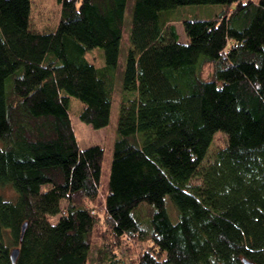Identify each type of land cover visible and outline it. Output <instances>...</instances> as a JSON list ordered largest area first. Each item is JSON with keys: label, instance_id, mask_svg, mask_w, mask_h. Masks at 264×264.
Wrapping results in <instances>:
<instances>
[{"label": "trees", "instance_id": "16d2710c", "mask_svg": "<svg viewBox=\"0 0 264 264\" xmlns=\"http://www.w3.org/2000/svg\"><path fill=\"white\" fill-rule=\"evenodd\" d=\"M56 2L54 28L36 31L30 0H0V264H86L94 244V264H264V0H131L126 30L127 0ZM191 3L225 7L182 19L179 41L162 14ZM120 46L132 94L101 198L104 151L78 146L68 98L104 126Z\"/></svg>", "mask_w": 264, "mask_h": 264}, {"label": "rangeland", "instance_id": "374dc122", "mask_svg": "<svg viewBox=\"0 0 264 264\" xmlns=\"http://www.w3.org/2000/svg\"><path fill=\"white\" fill-rule=\"evenodd\" d=\"M130 3L131 0H127V5L124 12V26L125 30L130 19ZM225 5L220 3H191L177 5L169 10H166L162 14V18L172 22L179 34V41H185L186 36L181 26L182 19H204L210 18L214 14L219 13L224 9ZM59 5L56 0H30L29 8V29L36 31L52 30L58 18ZM123 48L120 46L119 58L116 70L114 72V88L110 104L108 121L104 126L93 128L89 124H86L77 117V112L80 108V101L74 96L68 98V112L70 117V123L74 132L75 139L79 147H84L92 143L99 144L104 151V156L101 162V174H100V186L99 195L102 198L105 193V184L108 176L109 161L111 156L112 141L116 132V121L118 115L119 98L122 95L129 97L132 92L121 89L120 84V68L124 61ZM85 58L91 61L95 66H101L103 64L102 49L98 46L91 47L86 50ZM225 133L217 130L214 132L212 139L210 140L207 149L205 151V158L210 155L217 147L223 146L225 143ZM1 145V140H0ZM0 194L3 197L12 195V191L7 187H0ZM165 203L167 211L171 220H175L177 211L174 206L169 202L168 196H165ZM50 221L56 219V215L49 217ZM97 243V241H96ZM94 244L89 250L88 260L86 264H94L95 256Z\"/></svg>", "mask_w": 264, "mask_h": 264}, {"label": "water", "instance_id": "95a60500", "mask_svg": "<svg viewBox=\"0 0 264 264\" xmlns=\"http://www.w3.org/2000/svg\"><path fill=\"white\" fill-rule=\"evenodd\" d=\"M24 226H25V222H22L21 226H20V233H21V231H23ZM17 252H18L17 247L13 246V247L10 248V250H9V258H10L11 262L14 261L16 255H17ZM242 261H243L244 264H252V262L248 261L244 257L242 258Z\"/></svg>", "mask_w": 264, "mask_h": 264}]
</instances>
